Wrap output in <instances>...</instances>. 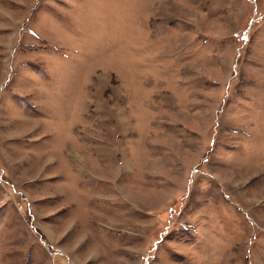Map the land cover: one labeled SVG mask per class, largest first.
Returning <instances> with one entry per match:
<instances>
[{"label":"rangeland","instance_id":"374dc122","mask_svg":"<svg viewBox=\"0 0 264 264\" xmlns=\"http://www.w3.org/2000/svg\"><path fill=\"white\" fill-rule=\"evenodd\" d=\"M0 264H264V0H0Z\"/></svg>","mask_w":264,"mask_h":264}]
</instances>
